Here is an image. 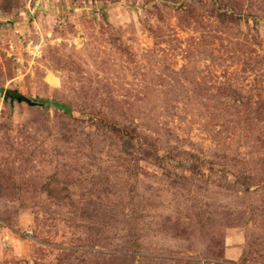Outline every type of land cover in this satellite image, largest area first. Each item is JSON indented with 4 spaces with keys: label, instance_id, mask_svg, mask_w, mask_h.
<instances>
[{
    "label": "rangeland",
    "instance_id": "obj_1",
    "mask_svg": "<svg viewBox=\"0 0 264 264\" xmlns=\"http://www.w3.org/2000/svg\"><path fill=\"white\" fill-rule=\"evenodd\" d=\"M0 264H264V0H0Z\"/></svg>",
    "mask_w": 264,
    "mask_h": 264
},
{
    "label": "trees",
    "instance_id": "obj_2",
    "mask_svg": "<svg viewBox=\"0 0 264 264\" xmlns=\"http://www.w3.org/2000/svg\"><path fill=\"white\" fill-rule=\"evenodd\" d=\"M45 102L56 105L59 109H61L66 114H72L71 108L63 102L56 101V100H45ZM106 127H108L110 132H113V133H115V132L120 133L121 132V127L120 126L117 127L116 124H112V125L106 124ZM124 129L126 130L125 127H124ZM133 131H135V130H133ZM121 134H122V141H123V147H124L123 151L128 152L129 147L133 148L132 143H131L132 141L129 138L132 134H129V132H127V131H122ZM147 150H150L147 153V156H146L147 158L160 159V158H158L157 154H155L153 151H151V149H147Z\"/></svg>",
    "mask_w": 264,
    "mask_h": 264
},
{
    "label": "water",
    "instance_id": "obj_3",
    "mask_svg": "<svg viewBox=\"0 0 264 264\" xmlns=\"http://www.w3.org/2000/svg\"><path fill=\"white\" fill-rule=\"evenodd\" d=\"M4 99L5 100H8L10 99L12 102L14 100H17L18 102H26L28 103L29 105L31 106H35V105H38L37 102L25 97L22 93H20L19 91L17 90H12V89H8L5 91V94H4Z\"/></svg>",
    "mask_w": 264,
    "mask_h": 264
},
{
    "label": "bare ground",
    "instance_id": "obj_4",
    "mask_svg": "<svg viewBox=\"0 0 264 264\" xmlns=\"http://www.w3.org/2000/svg\"><path fill=\"white\" fill-rule=\"evenodd\" d=\"M49 79H50V81H54L53 78H49Z\"/></svg>",
    "mask_w": 264,
    "mask_h": 264
},
{
    "label": "built area",
    "instance_id": "obj_5",
    "mask_svg": "<svg viewBox=\"0 0 264 264\" xmlns=\"http://www.w3.org/2000/svg\"><path fill=\"white\" fill-rule=\"evenodd\" d=\"M39 46H36L35 48H38ZM38 52V49L36 50Z\"/></svg>",
    "mask_w": 264,
    "mask_h": 264
}]
</instances>
